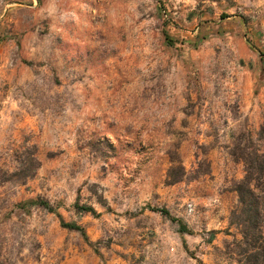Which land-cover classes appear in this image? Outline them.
Returning a JSON list of instances; mask_svg holds the SVG:
<instances>
[{
    "label": "rangeland",
    "instance_id": "374dc122",
    "mask_svg": "<svg viewBox=\"0 0 264 264\" xmlns=\"http://www.w3.org/2000/svg\"><path fill=\"white\" fill-rule=\"evenodd\" d=\"M239 141L264 151V0H0V264H236Z\"/></svg>",
    "mask_w": 264,
    "mask_h": 264
},
{
    "label": "trees",
    "instance_id": "16d2710c",
    "mask_svg": "<svg viewBox=\"0 0 264 264\" xmlns=\"http://www.w3.org/2000/svg\"><path fill=\"white\" fill-rule=\"evenodd\" d=\"M164 35L167 41H171L166 31ZM247 42L251 49L262 55L261 50L248 38ZM235 151L238 159L243 162L244 175L233 185V190L237 193V203L230 211L229 226L234 227L235 233L232 234L233 238L227 245V253L230 260L236 264H264V151L259 152L256 149H250L249 145L242 144L240 141L237 142ZM31 161L36 164L27 168L29 174H26L25 177L31 176L38 166V160L34 156ZM174 168H178V170ZM16 173V171L9 172L10 176ZM5 174H8V172H1V175ZM167 176L170 183H174L185 176V170L181 165L171 167ZM28 202L50 212H55L53 206L47 200L37 198ZM24 203L20 202V205H24ZM74 207L79 212L95 213V209L91 205L76 202ZM160 211L171 220H176L170 216L167 209L162 208ZM58 217L63 227L77 230L87 239L82 226L76 222L65 221L60 214H58ZM178 225L181 232L186 231V227L182 222L178 221ZM237 234L239 236H236Z\"/></svg>",
    "mask_w": 264,
    "mask_h": 264
},
{
    "label": "built area",
    "instance_id": "2783aa9c",
    "mask_svg": "<svg viewBox=\"0 0 264 264\" xmlns=\"http://www.w3.org/2000/svg\"><path fill=\"white\" fill-rule=\"evenodd\" d=\"M189 206L191 207V205L189 204ZM191 209V208H190Z\"/></svg>",
    "mask_w": 264,
    "mask_h": 264
}]
</instances>
